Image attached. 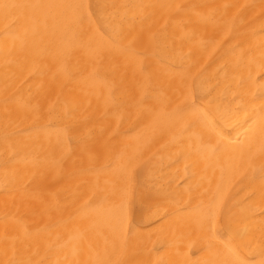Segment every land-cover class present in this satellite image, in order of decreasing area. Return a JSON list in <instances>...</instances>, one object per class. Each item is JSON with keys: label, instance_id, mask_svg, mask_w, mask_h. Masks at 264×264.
Wrapping results in <instances>:
<instances>
[{"label": "bare ground", "instance_id": "obj_1", "mask_svg": "<svg viewBox=\"0 0 264 264\" xmlns=\"http://www.w3.org/2000/svg\"><path fill=\"white\" fill-rule=\"evenodd\" d=\"M0 264H264V0H0Z\"/></svg>", "mask_w": 264, "mask_h": 264}]
</instances>
